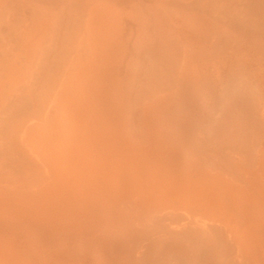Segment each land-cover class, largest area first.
I'll list each match as a JSON object with an SVG mask.
<instances>
[{
    "label": "bare ground",
    "instance_id": "1",
    "mask_svg": "<svg viewBox=\"0 0 264 264\" xmlns=\"http://www.w3.org/2000/svg\"><path fill=\"white\" fill-rule=\"evenodd\" d=\"M103 70L174 149L59 151ZM0 264H264V0H0Z\"/></svg>",
    "mask_w": 264,
    "mask_h": 264
},
{
    "label": "rangeland",
    "instance_id": "2",
    "mask_svg": "<svg viewBox=\"0 0 264 264\" xmlns=\"http://www.w3.org/2000/svg\"><path fill=\"white\" fill-rule=\"evenodd\" d=\"M104 60L105 58L103 57L102 63ZM120 65L117 72L121 73V78H124L127 76L126 71L129 66L124 65L123 62H120ZM106 70L109 72V69L106 68ZM108 72L103 70L89 74L83 81L80 80L82 82L74 89L68 133L69 139L67 143L64 142L62 144L59 151L69 155L77 153H93L95 155L116 153V155H124L127 153H158L160 152V147L164 145L166 151L172 150L170 146L174 149L176 143H173V140H171L173 144L169 141V139H172V136L170 137L171 133L165 130L161 133L153 125L154 122L161 121L154 111L156 107H152V110L149 107L147 111L151 121L148 128V133H150L148 138L150 141L142 144L138 143V145H133L128 141L130 139V129H133V132L136 130L133 128L135 126L131 127L130 122L134 119L132 123L135 125V122H137V125L140 123V119L138 118L139 112L136 109L137 112L133 110L131 114L132 111L128 110V104L125 100L120 105L115 102L117 95L114 96L115 89L113 88H115L114 81L116 79L112 78L111 75L113 73ZM121 90L120 94L123 93ZM132 115L138 116L133 118ZM129 120L131 121L129 122ZM127 126L130 127L129 130ZM167 142H170L169 146Z\"/></svg>",
    "mask_w": 264,
    "mask_h": 264
}]
</instances>
